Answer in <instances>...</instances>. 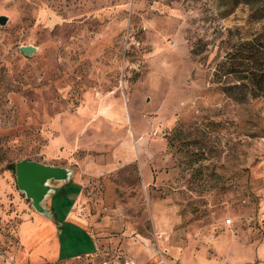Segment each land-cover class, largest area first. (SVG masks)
Returning a JSON list of instances; mask_svg holds the SVG:
<instances>
[{"label":"rangeland","instance_id":"obj_1","mask_svg":"<svg viewBox=\"0 0 264 264\" xmlns=\"http://www.w3.org/2000/svg\"><path fill=\"white\" fill-rule=\"evenodd\" d=\"M228 2L0 0V264H264V98L215 78L264 18ZM22 160L83 176L46 200L54 224Z\"/></svg>","mask_w":264,"mask_h":264},{"label":"trees","instance_id":"obj_2","mask_svg":"<svg viewBox=\"0 0 264 264\" xmlns=\"http://www.w3.org/2000/svg\"><path fill=\"white\" fill-rule=\"evenodd\" d=\"M228 3L229 6L248 5L253 11L252 18H264V0H229ZM228 77L233 78L235 84L226 85ZM215 78L222 90L236 100L264 98V32L236 44L218 65ZM8 169L16 173V164Z\"/></svg>","mask_w":264,"mask_h":264},{"label":"water","instance_id":"obj_3","mask_svg":"<svg viewBox=\"0 0 264 264\" xmlns=\"http://www.w3.org/2000/svg\"><path fill=\"white\" fill-rule=\"evenodd\" d=\"M8 23L7 16H0V25ZM33 46H22L20 51L27 56L36 52ZM74 177V171L65 167H54L39 162L22 160L16 164L18 188L32 201L36 212L46 220H54L51 210L45 206L49 197L58 195L62 187L56 183L69 184Z\"/></svg>","mask_w":264,"mask_h":264},{"label":"crops","instance_id":"obj_4","mask_svg":"<svg viewBox=\"0 0 264 264\" xmlns=\"http://www.w3.org/2000/svg\"><path fill=\"white\" fill-rule=\"evenodd\" d=\"M122 150H124L126 153L124 151H122V155H120V157H119V155L116 156V162L118 163V165L125 164L127 161H133L138 156V155L136 156V152H135V149L133 147V144L129 139L123 143ZM90 160H92V161H90ZM90 162H92V163H90ZM78 163L80 164V166L82 168L81 171L84 175L101 174L103 171L102 169L104 168L103 166L100 165L98 160L96 158H93V157L79 159ZM42 164L54 166V167H61L62 166V165H58V164L52 163V162H45ZM82 177L83 176L80 174L78 176H76V178L73 177L69 184L56 183L55 184L56 186L62 187V190L59 194L64 192V189L66 186L75 182L76 188L79 189V192H78L77 198H76V202H77L79 200L80 193L82 191V179H81ZM69 217L72 218V210L69 213ZM46 222L53 223V224L55 223L54 220L53 221L52 220H46Z\"/></svg>","mask_w":264,"mask_h":264}]
</instances>
